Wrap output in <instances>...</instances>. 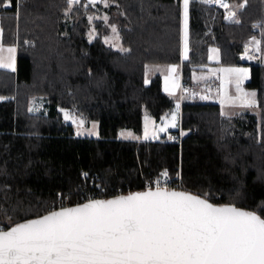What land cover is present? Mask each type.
Masks as SVG:
<instances>
[{"label": "trees", "instance_id": "obj_1", "mask_svg": "<svg viewBox=\"0 0 264 264\" xmlns=\"http://www.w3.org/2000/svg\"><path fill=\"white\" fill-rule=\"evenodd\" d=\"M180 1L80 0L69 10L68 0H20L18 7L16 0L9 7L0 0L2 39L17 45L16 68H0L3 229L84 201L96 185L105 189L101 197L144 188L163 169L179 172L183 189L264 218V64L239 57L252 36L264 53V0H229L234 20L222 7L191 0L186 60ZM104 13L116 23L122 49L103 39ZM212 45L221 63L249 65L245 85L257 90L259 115H224L219 103L190 96L181 100L178 140L117 136L119 128L139 131L144 111L159 121L173 106L160 74L145 82L148 64L180 63L182 82L191 86ZM36 95L45 97V109L31 112ZM61 108L96 119L98 136H77Z\"/></svg>", "mask_w": 264, "mask_h": 264}, {"label": "snow or ice", "instance_id": "obj_2", "mask_svg": "<svg viewBox=\"0 0 264 264\" xmlns=\"http://www.w3.org/2000/svg\"><path fill=\"white\" fill-rule=\"evenodd\" d=\"M79 2L68 0L69 10ZM215 2L222 4L223 0ZM188 4L184 0L185 60ZM4 6H11V0H4ZM245 48L247 51V45ZM8 67H12L11 59L6 62L0 57V68ZM168 71L175 72L176 66L169 65ZM221 71L236 75L238 91L248 76L247 69ZM244 95L248 106L255 104L254 92ZM69 116L65 112L66 120ZM175 118L173 114V121ZM83 123L81 119L79 124ZM0 264H264V218L233 205L216 206L206 198L157 186L111 200L91 199L62 207L0 230Z\"/></svg>", "mask_w": 264, "mask_h": 264}, {"label": "rangeland", "instance_id": "obj_3", "mask_svg": "<svg viewBox=\"0 0 264 264\" xmlns=\"http://www.w3.org/2000/svg\"><path fill=\"white\" fill-rule=\"evenodd\" d=\"M89 2V0H86ZM103 2L106 3V0H96L95 3ZM90 3V2H89ZM91 3V4H95ZM184 5V0H183ZM16 18L18 19V11L16 12ZM102 18L104 21L108 24V32L103 36V39L109 43L112 47L117 49H122L123 46L120 41L119 33H118V27L116 23L111 22L108 20V14L104 13L102 15ZM113 28H115V32H113ZM96 34L95 27L92 25L89 28L88 37L93 38V36ZM249 37V43H254L255 39L258 41V39L254 36L250 39ZM254 38V39H253ZM209 49H216L217 52H210L209 55V66L207 69L203 70H196L192 73V79L191 83L194 86V91L191 92V94L197 98H200L202 100H211L219 103L221 112L225 114H239V113H255L259 115V106H258V97H257V90L255 88L247 87L245 85V82L249 80L250 78V69L248 64H224L220 62V51L217 46H210ZM259 49V45H258ZM242 52H244L242 50ZM252 52V51H250ZM244 53L241 57H246L248 53ZM260 52V51H259ZM258 52V53H259ZM218 53V55H217ZM247 54V55H246ZM263 58H264V54ZM251 56H254V54ZM250 56V57H251ZM210 57H212L210 59ZM253 62L255 61H261L260 57L251 58ZM12 67L4 68L8 70H13V63ZM15 65V63H14ZM168 64H148L146 67V80L151 75L158 73L161 76L164 77L168 74L167 73V67ZM229 68H239V69H247L248 70V76L246 79H243L242 83L240 84V90H237V77L233 73H228L225 71H221V69H229ZM178 73H170L168 77L167 83L164 82L163 88L168 89L167 92H170V94L174 97V103L171 109L168 113H166L161 120L156 121L154 118L150 115L148 111H144L142 122H141V128L139 131H134L132 128H119L117 131V136L122 139H132V140H148V139H159L162 136H167L168 138L171 136V134L175 133V131L180 127V114H179V107H177L178 104V95L177 90L179 87L178 83ZM174 78V79H173ZM163 89V91H165ZM255 93V104L248 106L246 103V97L245 93ZM46 101L45 97L43 95H36L31 98L28 109H32L31 112H40L45 109V106L43 105ZM65 112L70 113L69 119H65ZM61 113L65 121L71 123L74 126V132L77 136H86V137H97L98 136V121L96 119L86 121L82 117L71 113L67 108H61ZM173 114H175V120L173 121ZM73 117L76 119V123H73ZM83 120V125L79 124L80 120ZM172 123H175V127H171L170 125ZM95 125V127H93ZM161 128H165L164 131H160ZM146 129H147V138L146 137ZM92 134H89V133ZM80 133V134H78ZM124 133V135H122ZM128 133H131L132 135H127ZM167 138V139H168ZM149 180V179H148ZM147 181V180H146Z\"/></svg>", "mask_w": 264, "mask_h": 264}, {"label": "crops", "instance_id": "obj_4", "mask_svg": "<svg viewBox=\"0 0 264 264\" xmlns=\"http://www.w3.org/2000/svg\"><path fill=\"white\" fill-rule=\"evenodd\" d=\"M191 0H189V3H190ZM209 4H212V3H209ZM212 5H216V6H219V7H222L223 10H224V13H225V17H229L227 18L228 20H234L235 17H236V9H235V4L229 0H223V3L219 5L217 4H212ZM188 9H189V4H188ZM180 10H181V58L183 59L182 57V51L184 50V40H185V26H184V5H183V0L180 1ZM254 37V36H252ZM251 37V38H252ZM250 38V39H251ZM186 41H187V51H188V11H187V25H186ZM255 41H257L255 39ZM250 41L248 40V42L244 45V48H243V51L244 52H241L239 54V57L241 59V61L243 62H249L251 63L250 61L251 58H255V57H260L261 61H253L254 63H259V64H264V58H263V55L264 53H261L259 52L260 50L258 49V44L257 43H249ZM247 45V51H246V48L245 46ZM0 47L3 48V51H0V57H4L6 62L9 60V58L11 59V63H13V67L14 69L16 68V59H17V45L15 43H11V42H4L3 39H2V27H1V16H0ZM14 48L15 51L13 53H8L7 49L8 48ZM252 51V52H250ZM210 49L208 51V60H209V55H210ZM247 52H250L248 53V55L246 57H241L243 56L244 53H247ZM259 52V53H258ZM251 53L252 55L254 54V56H251ZM251 56V57H250ZM210 62V61H209ZM15 63V65H14ZM169 65H174L176 66V71L178 73V83H179V87H178V90H177V95H178V104H179V114H180V106H181V100L185 97H190V96H193L191 94L192 91H194V86L191 84L192 86V90H189L188 88L184 89L182 94L180 93V85L182 83V76H181V64L180 63H172V64H168L166 69H167V75L165 77H167L170 73L168 71V66ZM209 66V63L208 65L206 66L205 69H207ZM13 69V70H14ZM175 72H172L175 74ZM174 79V78H173ZM165 79L163 76H161V87L162 89L163 88V84H164ZM165 90V89H164ZM165 92H167L165 90ZM168 94H170V92H167ZM171 95V94H170ZM227 115V114H225ZM228 115H232V114H228ZM148 140H153V139H148Z\"/></svg>", "mask_w": 264, "mask_h": 264}, {"label": "built area", "instance_id": "obj_5", "mask_svg": "<svg viewBox=\"0 0 264 264\" xmlns=\"http://www.w3.org/2000/svg\"><path fill=\"white\" fill-rule=\"evenodd\" d=\"M19 3H20V0H16L17 7H18ZM212 4L219 5V3H216L215 0H213ZM185 88H188L190 90L192 89V87L190 85L182 82L180 85V89H181L180 92H182V90ZM173 139L178 140V137L176 135H174V136H172L171 140H173ZM164 173H166L167 175H164ZM157 181H159V185L157 184ZM157 186H167V187L180 188L181 187L180 173L177 172L176 174H171L168 169H163L160 171V173L157 176L153 177L152 179L147 180L145 183V187H157ZM118 190L120 191V189H118ZM104 193H105L104 187H99L98 185H96V186H94V189L88 193L87 199L100 197ZM83 198H84V196H83ZM0 228H2L1 225H0Z\"/></svg>", "mask_w": 264, "mask_h": 264}, {"label": "water", "instance_id": "obj_6", "mask_svg": "<svg viewBox=\"0 0 264 264\" xmlns=\"http://www.w3.org/2000/svg\"><path fill=\"white\" fill-rule=\"evenodd\" d=\"M160 187H163V188H166L167 190L169 191H182V192H186V193H189V194H192V195H197V196H200L201 198H206L204 197L203 195L199 194V193H196V192H193V191H190V190H186V189H183V188H175V187H167V186H160ZM149 188H152L153 190L156 188V187H146V188H141V189H136V190H131V191H127V192H123V193H119V194H116V195H111V196H106V197H96V198H91V199H94V200H111V199H115L116 197L118 196H127L131 193H135V192H143V191H147ZM91 199H86L84 201H81V202H78V203H75V204H71V205H66V206H62V207H75L76 205L78 204H83V203H87L89 200ZM210 203L216 205V206H223V205H233L235 207H238L240 208L241 210H245V211H253V212H256L254 210H251V209H247L245 207H241V206H237L233 203H214L212 201H210L208 198H206ZM62 207H58L56 209H53V210H59L60 208ZM51 210V211H53ZM49 212V211H48ZM48 212L42 214V215H39V216H35V217H30V218H27V219H24V220H21V221H18L14 224H12L11 226H9L8 228H5V229H0V230H10L11 227H14L17 223H23V222H26L27 220H32V219H36V218H39L43 215H46ZM258 215H260L258 212H256ZM263 218V217H262Z\"/></svg>", "mask_w": 264, "mask_h": 264}]
</instances>
